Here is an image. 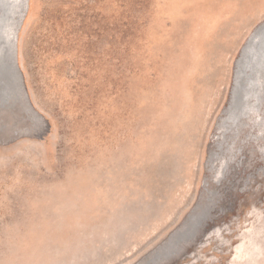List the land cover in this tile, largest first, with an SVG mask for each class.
I'll return each instance as SVG.
<instances>
[{
    "label": "rangeland",
    "instance_id": "374dc122",
    "mask_svg": "<svg viewBox=\"0 0 264 264\" xmlns=\"http://www.w3.org/2000/svg\"><path fill=\"white\" fill-rule=\"evenodd\" d=\"M13 2L40 119L0 130V264H146L206 210L157 264H264V74L225 121L264 0Z\"/></svg>",
    "mask_w": 264,
    "mask_h": 264
},
{
    "label": "bare ground",
    "instance_id": "6f19581e",
    "mask_svg": "<svg viewBox=\"0 0 264 264\" xmlns=\"http://www.w3.org/2000/svg\"><path fill=\"white\" fill-rule=\"evenodd\" d=\"M13 3L15 5V7L17 8L19 2H18V4H15L16 2L14 0ZM12 26H13V23L9 24L6 28L2 29V33L4 34V37H5V40L3 41V42H5V46H3L1 41H0V56H1L2 62L9 60V56H7L9 54L7 53L6 56L3 55L2 54V48H6V46H8V48L9 47L12 48L14 46V43H15L14 35H13L14 31H15V26H13V27ZM253 39H254L253 43L250 46H247L245 48L241 62H240V64H238L239 68L236 71V75H235V79H234V86H236V88H238V90H237L236 95L234 97L235 99L233 98V96L230 99L229 106L227 108V113H226L227 115L225 118V121L227 120V123L230 127L231 126H238L239 120L243 116L248 115L249 110L247 108V103H246L247 97L249 96L248 94L251 92V88H252L253 84L257 83V85L260 86L261 82H262L260 80V77L263 76V74H264V24H262L259 27V29L255 33ZM248 67H249V69L246 70V68H248ZM6 71H7L8 75H4L5 76L4 82H3V80H2V82L0 81V104H1L2 99L4 97L7 98V95H8L7 92L10 91V89L14 90V93L17 92L15 81L13 82L11 77H9L10 76L9 70H6ZM242 74H245V76L243 77ZM252 91H253V89H252ZM9 96H11V95L9 94L8 97ZM232 98H233L234 102H233ZM236 100H238V101H236ZM254 103H255L254 107H256L259 103L258 97H256V99L254 100ZM5 105H7V104H5ZM15 106H17V105H15ZM249 109H251V108H249ZM263 114H264V112H263ZM259 120L261 122H263L262 121L263 117H261V115L254 117L255 122H258ZM225 121H224V123H225ZM224 127L228 128L227 125ZM18 130L19 129H17V130L15 129L14 131H11L10 133H14ZM223 130H225V129H223ZM262 151L264 153L263 149H262ZM197 206H200V204H198ZM204 213H205V211H203L199 214L192 212L191 215L193 217L190 218V220L188 221V223H189L188 227L185 228V226H183V228L174 232L173 235L169 237L167 242L165 244L163 243L162 246L159 247L160 251L161 250L162 251L160 253L154 252L155 254L156 253L157 254L155 256H153L152 258L159 256L160 254L164 253L166 250L171 251L173 249L178 248L181 245V243H183V240H181V239L185 238L186 236H189V234L192 232V228L196 225L197 221L204 215ZM195 214H197V215H195ZM188 223H184V225H186ZM240 246L241 245L239 244V247ZM239 247H238V249H239ZM235 248H236V246H235ZM238 249H237V251H238ZM152 258H149L148 260H150ZM148 260H147V262H148Z\"/></svg>",
    "mask_w": 264,
    "mask_h": 264
},
{
    "label": "water",
    "instance_id": "95a60500",
    "mask_svg": "<svg viewBox=\"0 0 264 264\" xmlns=\"http://www.w3.org/2000/svg\"><path fill=\"white\" fill-rule=\"evenodd\" d=\"M19 22H21V20ZM17 29L18 28L16 27V32H17ZM7 53L9 54L7 55L9 56V60L2 62L1 56H0V61H1L0 62V81L2 82L3 80L4 82V77H5L4 75H8L6 70H9V73H10L9 77H11L13 82L15 81L17 92L14 93V90L10 89V91H8L7 93L8 95L10 94L11 96L8 97L7 95V98L4 97L2 99V102L0 104V130L6 131V132H11V131H14L15 129L29 130L30 126H24L25 128L20 127V124L24 119V116L21 115V111H23L27 117H34L35 119H38V120L40 119V117L37 114V112L32 108L28 100L26 90L23 84L22 75L18 68L17 62H16V39H15L14 46L12 48L11 47L8 48V46H6V48H2V54L6 56ZM248 69L249 67L246 68V70ZM245 74H242V76L244 77ZM237 90L238 88L234 86L232 90L233 98L235 97ZM7 112H10L11 117L9 114H7ZM206 215H207V210L205 211L204 215L197 221L196 225L192 228V232L189 234V236H186L185 238L181 239L183 240V243L189 241L193 237V235L197 232L198 228L201 226L202 220L206 217ZM192 217L193 216L190 214V216L188 217L185 223H188V221ZM183 243H181V245ZM181 245L178 248L173 249L171 251L166 250L164 253L160 254L159 256H156L148 260L146 264H150V263L157 264L159 261L169 258L170 256L176 254L178 250L181 249Z\"/></svg>",
    "mask_w": 264,
    "mask_h": 264
}]
</instances>
